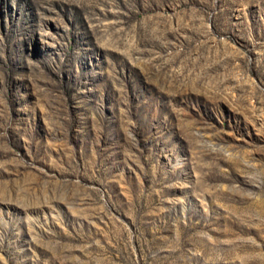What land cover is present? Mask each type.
<instances>
[{"label": "rangeland", "instance_id": "1", "mask_svg": "<svg viewBox=\"0 0 264 264\" xmlns=\"http://www.w3.org/2000/svg\"><path fill=\"white\" fill-rule=\"evenodd\" d=\"M0 264H264V0H0Z\"/></svg>", "mask_w": 264, "mask_h": 264}]
</instances>
